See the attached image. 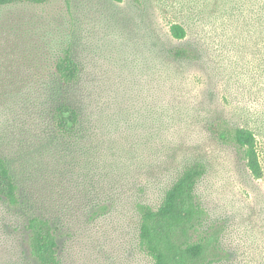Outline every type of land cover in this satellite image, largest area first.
Returning <instances> with one entry per match:
<instances>
[{"label":"rangeland","instance_id":"obj_1","mask_svg":"<svg viewBox=\"0 0 264 264\" xmlns=\"http://www.w3.org/2000/svg\"><path fill=\"white\" fill-rule=\"evenodd\" d=\"M208 3L70 0L67 10L63 0H52L0 15L1 40L32 56L21 61L25 80L50 79L33 49L43 52L51 40L70 41L79 66L77 81L58 88L53 100L35 104L33 83L16 91V121L0 139L18 187L15 223L30 214L48 219L58 264H152L138 243L136 206L157 207L197 163L204 171L195 193L205 215L191 241L216 240L209 264H264V178H254L237 147L210 129L259 125L264 171L254 50L235 36L210 37ZM174 22L187 26L184 39L169 33ZM178 49L185 55L175 56ZM59 101L78 112L74 137L59 136L49 121Z\"/></svg>","mask_w":264,"mask_h":264},{"label":"trees","instance_id":"obj_2","mask_svg":"<svg viewBox=\"0 0 264 264\" xmlns=\"http://www.w3.org/2000/svg\"><path fill=\"white\" fill-rule=\"evenodd\" d=\"M51 1L0 0V15L7 9L43 6ZM63 2L66 9L70 10V0ZM203 12L211 38L231 35L240 39L244 45L252 44L255 110L256 102L264 101V0H209L208 9L204 8ZM202 16H198V19ZM18 26L16 24L13 29ZM169 33L174 38L184 39L188 34L187 26L174 22L169 26ZM50 42L43 52L38 51L40 48L33 49V55L36 62H45L51 70L52 78L43 82H29L21 75V61L31 59L32 56L23 55L17 44L0 38V139L8 135V130L15 124L14 108L18 106L20 96L16 91L33 83L36 86L35 104H39L43 99L56 97L58 88L77 81L79 66L72 57L70 41ZM185 53V50L178 49L174 55L183 56ZM49 114V121L59 136L76 135L79 116L74 108L59 101L53 105ZM260 119L254 118V123ZM257 126L254 125L253 131L246 126H231L222 122L212 123L210 129L220 141L235 145L250 174L260 179L264 178V171L256 135L257 131L259 133ZM203 171L201 164L189 166L164 192L157 207L152 208L147 204L136 206L139 215L138 243L151 257L152 264L210 263L208 252L214 250L216 240L208 238L191 241V234L202 224L205 215L195 193ZM19 206L17 184L7 162L0 155V264H58L55 227L48 219L37 214L27 215L21 223H15L14 217Z\"/></svg>","mask_w":264,"mask_h":264}]
</instances>
